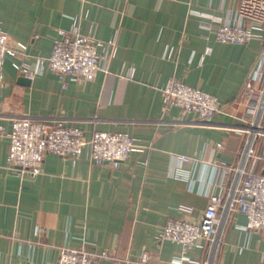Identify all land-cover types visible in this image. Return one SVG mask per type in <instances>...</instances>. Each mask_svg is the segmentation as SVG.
Returning a JSON list of instances; mask_svg holds the SVG:
<instances>
[{
	"label": "crops",
	"instance_id": "1",
	"mask_svg": "<svg viewBox=\"0 0 264 264\" xmlns=\"http://www.w3.org/2000/svg\"><path fill=\"white\" fill-rule=\"evenodd\" d=\"M239 4L0 0V26L12 41L28 44L24 60L36 71L24 83L8 57L0 82V264H57L61 247L84 246L130 259L150 251L173 264L183 247L162 238L168 220L199 222L219 167L237 162L242 148L249 114L238 98L264 44L219 42L213 20L232 18ZM74 17L84 34L116 38L118 52L108 72L63 87L50 68L40 70L39 60L50 56ZM171 79L217 96L225 112L201 122L168 105L163 90ZM26 116L60 118L87 139L96 131L125 132L137 147L118 168L93 163L86 147L76 160L49 153L41 173H21L7 164V133ZM178 167L189 177L175 176ZM222 238L216 264H264V233L248 230L245 214L230 216ZM202 245L187 251L185 264H204L209 248Z\"/></svg>",
	"mask_w": 264,
	"mask_h": 264
},
{
	"label": "built area",
	"instance_id": "2",
	"mask_svg": "<svg viewBox=\"0 0 264 264\" xmlns=\"http://www.w3.org/2000/svg\"><path fill=\"white\" fill-rule=\"evenodd\" d=\"M213 20L218 23L215 36L219 42L247 44L259 39L264 44V0H240L232 18ZM205 27L211 28V25ZM27 50L28 44L12 41L9 33L0 26V82L8 57L12 58L11 65L16 71L34 77L36 71L24 60ZM117 52L116 38L101 40L95 35H86L80 29V18L74 17L71 28L62 31L54 41L50 56L39 60V68H50L59 76L63 87H67L74 82L92 81L100 71L108 72ZM163 93L168 105L179 107L183 113H195L201 122L225 112L217 96L179 79H171ZM238 102L247 107L249 119L240 129L243 144L237 162L219 167L221 178L208 193V204L199 222L171 218L163 230V239L183 247L173 258V264H185L187 251L200 242L209 248L204 264H216L223 243L224 224L235 213L246 215L248 230L264 233V45L247 75ZM2 133L1 127L0 135ZM7 136L10 140L9 168L27 174L41 173L49 153L76 160L86 147L90 148L93 163L118 168L137 147L136 138L128 133L96 131L87 139L81 128L56 117H17ZM215 148L222 149L223 144L217 143ZM180 160L187 162L191 158L181 156ZM259 166L262 172H258ZM173 173L180 178L190 175L181 167L175 168ZM103 258L114 264H163L150 251L130 259L85 246L61 247L57 264H99Z\"/></svg>",
	"mask_w": 264,
	"mask_h": 264
},
{
	"label": "water",
	"instance_id": "3",
	"mask_svg": "<svg viewBox=\"0 0 264 264\" xmlns=\"http://www.w3.org/2000/svg\"><path fill=\"white\" fill-rule=\"evenodd\" d=\"M20 79L22 80V82L24 83H29L30 82V79L25 77L24 74L21 73V76H20Z\"/></svg>",
	"mask_w": 264,
	"mask_h": 264
}]
</instances>
